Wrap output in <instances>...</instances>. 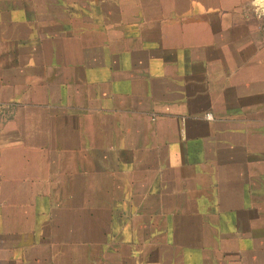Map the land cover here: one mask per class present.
<instances>
[{
  "label": "crops",
  "instance_id": "1",
  "mask_svg": "<svg viewBox=\"0 0 264 264\" xmlns=\"http://www.w3.org/2000/svg\"><path fill=\"white\" fill-rule=\"evenodd\" d=\"M264 0H0V264H264Z\"/></svg>",
  "mask_w": 264,
  "mask_h": 264
},
{
  "label": "built area",
  "instance_id": "2",
  "mask_svg": "<svg viewBox=\"0 0 264 264\" xmlns=\"http://www.w3.org/2000/svg\"><path fill=\"white\" fill-rule=\"evenodd\" d=\"M264 13V12H263Z\"/></svg>",
  "mask_w": 264,
  "mask_h": 264
}]
</instances>
